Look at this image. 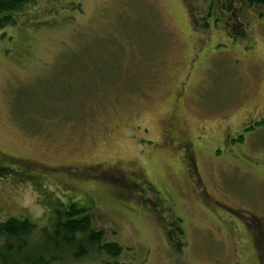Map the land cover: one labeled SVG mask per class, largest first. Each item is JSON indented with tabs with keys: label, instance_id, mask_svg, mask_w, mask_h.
Returning a JSON list of instances; mask_svg holds the SVG:
<instances>
[{
	"label": "rangeland",
	"instance_id": "obj_1",
	"mask_svg": "<svg viewBox=\"0 0 264 264\" xmlns=\"http://www.w3.org/2000/svg\"><path fill=\"white\" fill-rule=\"evenodd\" d=\"M28 2L0 27V222L22 216L49 226L66 219L71 203L90 204L89 191L94 224L123 251L118 263L90 253L60 264H264L263 6ZM116 68V85L100 82V98L87 99L73 117L61 113V87L72 74L102 81ZM183 85L187 97L174 112L173 94ZM51 108L58 116L45 113ZM173 112L183 113L176 145L195 133L200 186L186 149L175 153L160 137ZM37 160L92 169L88 176L75 170L81 185L28 170L25 162Z\"/></svg>",
	"mask_w": 264,
	"mask_h": 264
},
{
	"label": "trees",
	"instance_id": "obj_2",
	"mask_svg": "<svg viewBox=\"0 0 264 264\" xmlns=\"http://www.w3.org/2000/svg\"><path fill=\"white\" fill-rule=\"evenodd\" d=\"M28 1L29 0H0V14L1 12L5 13L1 16L0 27H3L2 25L5 23H12L14 20L12 13L25 6L29 3ZM246 1L254 6H259L260 4V6L264 8V0ZM218 2L222 9L227 6L224 5L222 0H218ZM218 2L215 11H217V8L220 6ZM231 11H233L232 8ZM197 59L199 60L200 58L197 56ZM79 68L82 69L81 66ZM116 70H118V68L105 72L102 81H99L98 75H94L93 78H87L72 74L73 80H66L61 87V91L63 92V98L60 101L62 103L61 106H63V109L60 110L61 113L67 116L72 113L70 117H73V115L76 114L75 109L80 110L87 102V99L94 98L95 100V98H100L99 90L104 91L98 88L100 82H102V84L113 82L116 85V80L120 78L117 75H113ZM78 75H81V71L78 72ZM86 79H89V82ZM73 104L75 108L72 112H66V110H64L65 107L69 108L73 106ZM50 111L55 113V116H58L57 110L53 108L47 110L45 113H49ZM258 123L264 124V121ZM253 128L247 127L246 130H251ZM237 141H242V137L240 136ZM193 166L194 164L192 163L191 167H188V171L189 174L195 178L191 173L194 170ZM28 170L42 174L39 170L31 168ZM2 173H4V171H2ZM5 174L6 173H4V175ZM71 190H73V188H71ZM75 190L78 189L76 188ZM85 190L88 191V186ZM91 193L89 191L86 192L88 195L86 200H89V202H91L90 204L88 203L85 207L75 202L71 203L65 211V214H67L66 219H59L49 226H38V224L30 218L22 216H10L8 219L0 222V234L4 239V242L0 244V264H60L68 261V255L69 259H72L73 262H77L88 257L90 253H104L112 259L115 258L114 262L118 263L117 258L122 253L123 247L116 241H105V230L99 229L96 224H94L93 215L89 210L92 208V203H96L97 201H95ZM57 212L58 214L61 213L60 210H57ZM164 228L167 231L166 226ZM107 264L111 263L107 262ZM124 264L132 263L124 262Z\"/></svg>",
	"mask_w": 264,
	"mask_h": 264
},
{
	"label": "flooded vegetation",
	"instance_id": "obj_3",
	"mask_svg": "<svg viewBox=\"0 0 264 264\" xmlns=\"http://www.w3.org/2000/svg\"><path fill=\"white\" fill-rule=\"evenodd\" d=\"M197 52L195 53L196 56H197ZM197 60L198 59L194 58L193 61L191 60L189 62L190 66H191V69L193 68L192 64L194 62L197 63ZM183 83H185V82L182 81L180 84H183ZM185 91H186L185 90V85H183L182 88L181 87H176V89L174 91V94H173V97L175 98L174 112H176L178 110L177 107H178L179 103L187 97L185 95ZM174 112H173V114H174ZM168 116L169 117H167V118H163V121H165V124L163 125V130L162 131H164V132H163L162 135H160V137H162L165 140L164 142L167 144L166 146H169L171 148L173 147L175 149L174 150L175 153H177L178 150L186 149V153H187L186 158H188L187 164H189V167H191L192 163L194 164V166H193L194 170L191 173L196 177V180L194 182L195 183L198 182V184L200 186L201 184L199 182H200V179H201V174H199V170L197 168L198 164L196 163V160H195V152H193V146H194L193 136H194L195 133L191 135L189 130H188L187 124H184L186 126V128L185 129H180V130H181L182 134H188V132H189V135L186 136L185 139L179 138L180 140H183V143L176 145L175 144V140L177 139L178 135L174 131V129H175V121H176V117L178 119L182 118L183 117V113L181 115L180 112H179L178 114H174L173 116H172V114H168ZM199 118L202 120L201 117H199ZM137 124H138V121H137ZM139 125L140 124H138V126ZM133 128L136 129V125L133 126L132 129ZM199 129H201V128H199ZM146 130H147V127L145 128L144 131L146 132ZM216 138L218 140V136H216ZM163 145H165V144H163ZM217 151H219V150H217ZM25 163L27 165H29L28 169L31 168V169H34V170H39L40 173H47V174H52V175L53 174H60L62 176H65L66 180H68V181L79 180L81 185H84V180H81L83 177L76 175L75 170L81 169V171H83L85 173L91 172V168L88 167V165H86V166H83V165H80V164L79 165H74L73 163L53 164L52 165V164L48 163L45 160H41V161L37 160V161H35V163H33V162H30V163L25 162ZM87 174H89V173H87ZM86 176H88V175H86ZM71 187H73V190H74V186L72 185ZM201 194H202L201 196H203L207 201L211 200V196L209 195V192H208L206 187L205 188L203 187V190H202ZM218 204L221 205L222 207L228 208L233 213L236 211L235 209L227 206L225 203L222 205L219 202ZM251 222H254V221H252V219H251Z\"/></svg>",
	"mask_w": 264,
	"mask_h": 264
}]
</instances>
